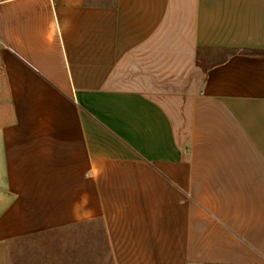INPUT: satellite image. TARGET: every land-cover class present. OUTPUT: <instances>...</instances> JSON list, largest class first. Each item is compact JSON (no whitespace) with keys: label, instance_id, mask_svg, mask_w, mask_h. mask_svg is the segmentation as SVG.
Masks as SVG:
<instances>
[{"label":"crops","instance_id":"1","mask_svg":"<svg viewBox=\"0 0 264 264\" xmlns=\"http://www.w3.org/2000/svg\"><path fill=\"white\" fill-rule=\"evenodd\" d=\"M257 52L264 0H0V264H264Z\"/></svg>","mask_w":264,"mask_h":264},{"label":"rangeland","instance_id":"2","mask_svg":"<svg viewBox=\"0 0 264 264\" xmlns=\"http://www.w3.org/2000/svg\"><path fill=\"white\" fill-rule=\"evenodd\" d=\"M90 235H96L97 241H99L97 242V253L102 258L96 260V264H113L107 251L106 239L101 224L95 225L93 229L85 227L76 231L52 232L47 236L36 237L31 242L14 245V264H61L63 259H57V257L72 252L75 247L81 248L82 243L75 239ZM90 249L94 248L90 247Z\"/></svg>","mask_w":264,"mask_h":264},{"label":"trees","instance_id":"3","mask_svg":"<svg viewBox=\"0 0 264 264\" xmlns=\"http://www.w3.org/2000/svg\"><path fill=\"white\" fill-rule=\"evenodd\" d=\"M257 53H264V52H257ZM36 238V236H28V237H23L19 240H16L14 243V245H17V244H23L25 242H31L33 241L34 239ZM11 258L13 259L14 258V254H13V248H11ZM113 262V261H112Z\"/></svg>","mask_w":264,"mask_h":264}]
</instances>
